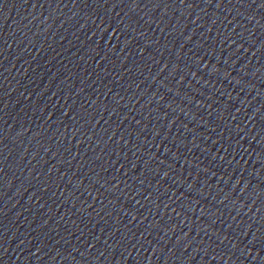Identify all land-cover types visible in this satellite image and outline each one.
I'll return each mask as SVG.
<instances>
[{
	"label": "water",
	"instance_id": "95a60500",
	"mask_svg": "<svg viewBox=\"0 0 264 264\" xmlns=\"http://www.w3.org/2000/svg\"><path fill=\"white\" fill-rule=\"evenodd\" d=\"M216 3L0 0V264H264V8Z\"/></svg>",
	"mask_w": 264,
	"mask_h": 264
},
{
	"label": "snow or ice",
	"instance_id": "6c2138e0",
	"mask_svg": "<svg viewBox=\"0 0 264 264\" xmlns=\"http://www.w3.org/2000/svg\"><path fill=\"white\" fill-rule=\"evenodd\" d=\"M181 2H183V0H181ZM253 2L255 3V0H253ZM222 3H223V0H217L216 7L219 8ZM133 4H135V0H133ZM257 6L260 8H264V0H259V4ZM121 167H123V165H121ZM164 174L167 175L168 173L165 172Z\"/></svg>",
	"mask_w": 264,
	"mask_h": 264
}]
</instances>
